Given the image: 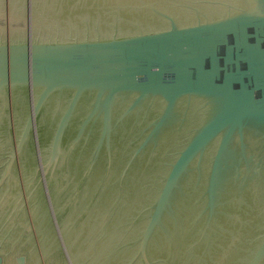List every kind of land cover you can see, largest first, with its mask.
<instances>
[{"label": "water", "instance_id": "water-1", "mask_svg": "<svg viewBox=\"0 0 264 264\" xmlns=\"http://www.w3.org/2000/svg\"><path fill=\"white\" fill-rule=\"evenodd\" d=\"M17 5L0 264H264V0Z\"/></svg>", "mask_w": 264, "mask_h": 264}, {"label": "rangeland", "instance_id": "rangeland-1", "mask_svg": "<svg viewBox=\"0 0 264 264\" xmlns=\"http://www.w3.org/2000/svg\"><path fill=\"white\" fill-rule=\"evenodd\" d=\"M19 0H0V19L2 21L1 25H0V33L3 35L4 33H6V37L4 38H8L11 39L13 38V36L11 35L14 30V23H13V18H15V14L18 13L20 15H22L23 17V12L20 10V8L17 5V2ZM25 17L27 19V24L24 25L22 24L21 26L25 28V26H28V29H30L31 31H36L38 29V22L42 23V24H46L47 22H49V20H38L37 16H36V10L29 7L28 5H25ZM42 17H47L46 15H42ZM17 22H19V20H16ZM50 23V22H49ZM48 23V24H49ZM47 26V24H46ZM26 29V28H25ZM4 149L7 151V153L9 152L6 145L4 146ZM6 153V155H7ZM19 191L21 192V189H19ZM3 192L0 191V219H1V224H0V230L6 232L9 231V228L12 227V223L15 221L14 218L10 219L9 222L7 223V221H5V218H7L8 214H12V213H7L4 212V215L1 216V211L2 208L6 206V204H10V203H6L5 199H2ZM22 202H23V208L25 209V205H24V201L22 198ZM10 211V210H9ZM25 211V210H24ZM12 217V216H11ZM10 217V218H11ZM26 224V218L24 220H21ZM7 223V225H5ZM10 225V226H9ZM2 240L0 241V250L2 249Z\"/></svg>", "mask_w": 264, "mask_h": 264}, {"label": "bare ground", "instance_id": "bare-ground-1", "mask_svg": "<svg viewBox=\"0 0 264 264\" xmlns=\"http://www.w3.org/2000/svg\"><path fill=\"white\" fill-rule=\"evenodd\" d=\"M18 14V13H17ZM20 15V14H19ZM20 18H22V16H20ZM42 24V23H41ZM1 137V136H0ZM1 142H4L3 140H1ZM14 188L13 189H17L18 185L13 184ZM16 191V190H15ZM8 201L11 203H13L15 201V197L13 195H10L8 197ZM12 207V206H11ZM29 242L23 237L21 239H16L15 241H13L10 245H8V249L9 251H14V250H19V249H24L28 247ZM10 246V247H9ZM30 262H35L34 261V257L32 254V250L30 251Z\"/></svg>", "mask_w": 264, "mask_h": 264}, {"label": "flooded vegetation", "instance_id": "flooded-vegetation-1", "mask_svg": "<svg viewBox=\"0 0 264 264\" xmlns=\"http://www.w3.org/2000/svg\"><path fill=\"white\" fill-rule=\"evenodd\" d=\"M16 16H15V18H13V23H14V33L15 34H21V33H23V27L21 26V23L20 22H17L16 20H19L20 21V15L19 14H15ZM1 23H2V21H1V19H0V25H1ZM1 153V152H0ZM0 158H2V155L0 156ZM3 159V158H2ZM2 159H0V161L2 160Z\"/></svg>", "mask_w": 264, "mask_h": 264}, {"label": "crops", "instance_id": "crops-1", "mask_svg": "<svg viewBox=\"0 0 264 264\" xmlns=\"http://www.w3.org/2000/svg\"><path fill=\"white\" fill-rule=\"evenodd\" d=\"M2 250V249H1Z\"/></svg>", "mask_w": 264, "mask_h": 264}]
</instances>
